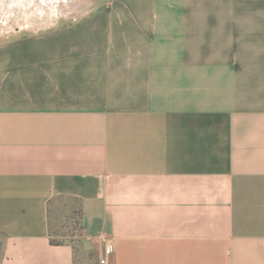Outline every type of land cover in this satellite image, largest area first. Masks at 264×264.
Masks as SVG:
<instances>
[{
  "label": "crops",
  "instance_id": "obj_1",
  "mask_svg": "<svg viewBox=\"0 0 264 264\" xmlns=\"http://www.w3.org/2000/svg\"><path fill=\"white\" fill-rule=\"evenodd\" d=\"M43 2L0 0V264H264L263 14Z\"/></svg>",
  "mask_w": 264,
  "mask_h": 264
},
{
  "label": "rangeland",
  "instance_id": "obj_2",
  "mask_svg": "<svg viewBox=\"0 0 264 264\" xmlns=\"http://www.w3.org/2000/svg\"><path fill=\"white\" fill-rule=\"evenodd\" d=\"M54 3V9L57 12H70L72 17H75L86 11L92 9L96 5L101 4L105 0H50ZM190 9L204 10V11H233L246 13L249 17L248 21L256 23L259 19L255 17L263 14L264 16V0H192ZM41 11H51V8L41 0ZM50 20L49 23H51ZM58 21V20H56ZM68 21V20H60ZM43 22V20H41ZM2 26H0V29ZM264 32V31H263ZM261 30L256 29L255 25L249 26L248 35L249 42L260 41L256 34H260ZM1 37V35H0ZM264 41V38H263ZM60 204V202H55ZM58 206V205H57ZM54 207V206H53ZM74 212H64L63 210H54L51 222L52 235L57 240L78 241L81 234V226L77 214Z\"/></svg>",
  "mask_w": 264,
  "mask_h": 264
},
{
  "label": "built area",
  "instance_id": "obj_3",
  "mask_svg": "<svg viewBox=\"0 0 264 264\" xmlns=\"http://www.w3.org/2000/svg\"><path fill=\"white\" fill-rule=\"evenodd\" d=\"M112 253L111 250H107V252L104 254L102 258L99 259L100 264H106L108 256Z\"/></svg>",
  "mask_w": 264,
  "mask_h": 264
},
{
  "label": "trees",
  "instance_id": "obj_4",
  "mask_svg": "<svg viewBox=\"0 0 264 264\" xmlns=\"http://www.w3.org/2000/svg\"><path fill=\"white\" fill-rule=\"evenodd\" d=\"M76 214H77V218H79V214H78V211H76L75 212ZM52 232V231H51ZM52 236V238H51V243H55V244H57V243H61V242H63L64 241V239L62 240H57V239H55L54 237H53V235H51Z\"/></svg>",
  "mask_w": 264,
  "mask_h": 264
}]
</instances>
